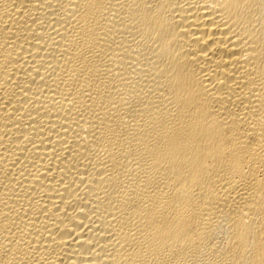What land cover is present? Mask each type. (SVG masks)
Returning a JSON list of instances; mask_svg holds the SVG:
<instances>
[{
	"label": "bare ground",
	"instance_id": "obj_1",
	"mask_svg": "<svg viewBox=\"0 0 264 264\" xmlns=\"http://www.w3.org/2000/svg\"><path fill=\"white\" fill-rule=\"evenodd\" d=\"M0 264H264V0H0Z\"/></svg>",
	"mask_w": 264,
	"mask_h": 264
}]
</instances>
